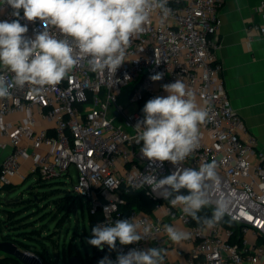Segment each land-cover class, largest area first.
<instances>
[{
	"label": "built area",
	"instance_id": "obj_1",
	"mask_svg": "<svg viewBox=\"0 0 264 264\" xmlns=\"http://www.w3.org/2000/svg\"><path fill=\"white\" fill-rule=\"evenodd\" d=\"M224 1L167 0L171 10L167 14L154 8L143 31L131 38L126 61L112 78L107 71H93L84 59L55 87L44 86L34 93L32 85H25L0 98V193L7 186L14 191L32 175L71 178L73 168L76 198L87 201L89 215L101 213L91 229L132 218L142 222L141 231L150 229L139 242L121 245L117 241L115 250L106 244L102 250L91 245L86 264H98L105 256L115 264L120 253L149 248H163L162 264H166L170 239L164 225L187 233L183 241L189 243L186 261L190 264H264V151L257 148V138L231 106L222 79L216 34ZM257 10L264 19V0ZM13 11L0 0V21L17 19ZM20 23L27 26L28 39L43 30L63 38L47 21L23 19V10ZM252 31L264 36V22L247 26V42ZM0 73L11 79L2 65ZM157 73H163L162 79L152 81L150 77ZM177 79L208 111V118L199 125L198 146L182 163L152 162L140 153L143 142H134V127L143 119L146 102L167 96L162 85ZM11 115L17 116L10 119ZM213 162L216 178L206 184L209 206L214 209L217 201L227 205L224 215L239 225V242H231L234 231L221 219L211 227L204 221L191 225L182 206H172L147 185L140 186L145 175L154 173L161 179L177 168L198 169ZM139 190L155 201L152 213L122 208L124 195ZM181 192L187 194L186 189ZM19 248L36 257L31 264H44L34 250Z\"/></svg>",
	"mask_w": 264,
	"mask_h": 264
},
{
	"label": "clouds",
	"instance_id": "obj_2",
	"mask_svg": "<svg viewBox=\"0 0 264 264\" xmlns=\"http://www.w3.org/2000/svg\"><path fill=\"white\" fill-rule=\"evenodd\" d=\"M14 10L17 19L0 21V65L12 74L9 79L0 73V98L11 95V89L32 85L39 93L44 86L55 87L76 67L81 60L93 71L112 76L126 61V50L131 38L143 31L154 8L165 14L167 0H4ZM23 19L47 21L63 34L57 38L43 30L28 39ZM163 73L152 75V81L162 79ZM125 79H129L125 76ZM167 96L149 99L144 105L143 119L134 129V142H143L140 153L152 162L170 161L182 163L198 146L199 125L208 118V111L200 107L194 94L187 90L181 80L164 84ZM215 163H205L197 168H177L176 171L157 179L156 175H145L140 186L147 185L152 193L168 199L172 206H182V211L195 220H200V211L210 205L206 184L216 178ZM186 189L187 194L181 190ZM107 208H105L106 210ZM227 210L223 201H217L212 218H203L209 227L219 220ZM110 220V216H107ZM141 223L132 219H118L114 226L97 225L91 229L88 243L102 250L107 245L116 249V242L129 245L148 237L150 229L141 231ZM170 240L180 242L187 233L171 225H164ZM163 248L147 250L131 249L117 255L115 264H162ZM98 264H114L105 256Z\"/></svg>",
	"mask_w": 264,
	"mask_h": 264
},
{
	"label": "crops",
	"instance_id": "obj_3",
	"mask_svg": "<svg viewBox=\"0 0 264 264\" xmlns=\"http://www.w3.org/2000/svg\"><path fill=\"white\" fill-rule=\"evenodd\" d=\"M259 1H224L216 34L219 43L216 53L231 106L257 138V148L264 151V36L252 31V40L246 41L247 26L264 22L257 10ZM23 166L26 168L27 162ZM173 224L182 228L179 223L173 221ZM167 246L166 264H190L186 261L189 243L170 240ZM3 256L0 251V257Z\"/></svg>",
	"mask_w": 264,
	"mask_h": 264
},
{
	"label": "rangeland",
	"instance_id": "obj_4",
	"mask_svg": "<svg viewBox=\"0 0 264 264\" xmlns=\"http://www.w3.org/2000/svg\"><path fill=\"white\" fill-rule=\"evenodd\" d=\"M70 175L71 178L56 179H39L38 175H32L22 181L21 185L15 187L13 192L12 190H1L0 193V202L21 197L25 201L34 198L36 204L40 206L39 208L33 206L28 210L26 214H30V217L25 219L28 222L34 221L33 225L27 229L39 232L35 237L39 241L19 238L23 239L27 245H34L44 262L49 264H66L69 253L77 254L81 258V264H86L93 249L87 242L92 235L88 204L83 197L76 198L72 190L76 179V172L73 168L70 169ZM63 198L65 202L72 198L76 204L75 212L70 211L65 221L61 220L64 212L61 210L68 202L61 207ZM21 206L23 205L20 204ZM2 207L3 205L0 204V216L3 213ZM4 231L7 232L5 228ZM15 233L19 231L15 230Z\"/></svg>",
	"mask_w": 264,
	"mask_h": 264
},
{
	"label": "trees",
	"instance_id": "obj_5",
	"mask_svg": "<svg viewBox=\"0 0 264 264\" xmlns=\"http://www.w3.org/2000/svg\"><path fill=\"white\" fill-rule=\"evenodd\" d=\"M41 179V178H39ZM13 187L7 186L4 187L3 190H11ZM31 191V190H29ZM69 198V197H68ZM124 198L126 200V204L122 206V208L127 211L131 208H137L140 210H143L148 213H152L155 206V201L152 200L150 197H148L144 190L139 191H132L124 195ZM23 198H17L15 200H4L3 202H0L3 211V215L0 216V239L10 240L15 242L18 247L27 248L34 250L38 253L35 246L27 245L23 242V239L28 240H36L35 237L39 232H36L35 230H28L27 228L30 225H33L34 221L28 222L25 220L26 218L30 217V214H26L28 210H30L33 206L39 208L40 206L36 204L34 198L22 200ZM39 200V199H37ZM40 201V200H39ZM61 203V207L65 205L66 202H68L65 205V208L61 211L63 212V217L61 220L65 221L70 215V211H72V206L74 204L73 199H67L65 202V199L63 198ZM20 204L23 206L20 207ZM213 208L210 206L204 207L198 215L201 217V219L195 220L191 216H189V224L194 225L198 224L202 221H204L203 218H211L213 216ZM27 216H26V215ZM101 218V213H97L96 215H89L90 220V226H92L96 220ZM221 222L223 225L230 227L234 231V236L231 239V242H239V238L241 236L239 231V225H237L235 222H233L229 217L226 215H223L221 218ZM7 230V232L4 231ZM15 230L19 231V233H15ZM10 231H13L12 233ZM22 237L23 239L19 238ZM1 264H20V262L12 258L10 256H3L0 257ZM44 264H49L48 262H44Z\"/></svg>",
	"mask_w": 264,
	"mask_h": 264
},
{
	"label": "water",
	"instance_id": "obj_6",
	"mask_svg": "<svg viewBox=\"0 0 264 264\" xmlns=\"http://www.w3.org/2000/svg\"><path fill=\"white\" fill-rule=\"evenodd\" d=\"M75 210L76 207L72 206V211L75 212ZM0 251L7 256L17 259L21 263L31 264V261H36V257L27 256L15 242L10 240L0 239ZM66 264H80L79 256L69 253Z\"/></svg>",
	"mask_w": 264,
	"mask_h": 264
}]
</instances>
